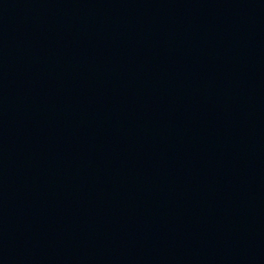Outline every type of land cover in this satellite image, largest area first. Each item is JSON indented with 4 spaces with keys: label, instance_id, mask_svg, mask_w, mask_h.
<instances>
[{
    "label": "water",
    "instance_id": "95a60500",
    "mask_svg": "<svg viewBox=\"0 0 264 264\" xmlns=\"http://www.w3.org/2000/svg\"><path fill=\"white\" fill-rule=\"evenodd\" d=\"M0 264H264V0H0Z\"/></svg>",
    "mask_w": 264,
    "mask_h": 264
}]
</instances>
